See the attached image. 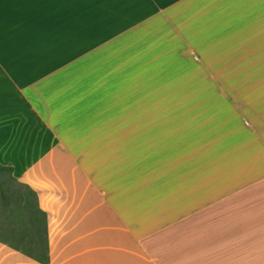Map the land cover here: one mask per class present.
<instances>
[{
    "label": "crops",
    "instance_id": "obj_1",
    "mask_svg": "<svg viewBox=\"0 0 264 264\" xmlns=\"http://www.w3.org/2000/svg\"><path fill=\"white\" fill-rule=\"evenodd\" d=\"M0 165V264H264V0H0Z\"/></svg>",
    "mask_w": 264,
    "mask_h": 264
},
{
    "label": "trees",
    "instance_id": "obj_2",
    "mask_svg": "<svg viewBox=\"0 0 264 264\" xmlns=\"http://www.w3.org/2000/svg\"><path fill=\"white\" fill-rule=\"evenodd\" d=\"M0 169L8 170L9 172L11 169L7 166H1ZM9 195L20 198L19 193L16 192H8ZM1 199H5V193H1ZM13 205H19L18 202L14 203ZM24 205L27 206V209L29 211V216L32 217L33 220V226H34V231L37 235L38 238H40L43 234L46 232V215L45 212L42 211L37 204V197L35 191L32 189H29L25 195H24ZM24 248H28L25 250V252L29 253V255H35L39 259L40 262L42 263H47V255H46V246L44 245L43 252H44V258H42L41 253H42V246H39L38 253H36L35 246L29 245V246H23ZM38 254V255H36Z\"/></svg>",
    "mask_w": 264,
    "mask_h": 264
},
{
    "label": "rangeland",
    "instance_id": "obj_3",
    "mask_svg": "<svg viewBox=\"0 0 264 264\" xmlns=\"http://www.w3.org/2000/svg\"><path fill=\"white\" fill-rule=\"evenodd\" d=\"M23 191L11 178L8 170L0 169V212L7 209L11 204L18 202V198L8 194V192ZM5 193V199H1V193Z\"/></svg>",
    "mask_w": 264,
    "mask_h": 264
}]
</instances>
